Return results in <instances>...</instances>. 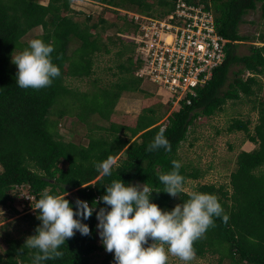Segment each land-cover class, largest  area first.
I'll use <instances>...</instances> for the list:
<instances>
[{"label": "trees", "instance_id": "16d2710c", "mask_svg": "<svg viewBox=\"0 0 264 264\" xmlns=\"http://www.w3.org/2000/svg\"><path fill=\"white\" fill-rule=\"evenodd\" d=\"M73 1L49 0L44 5L40 0H0V209L8 208L17 216L21 212L15 204L24 202L28 210L23 219L29 220L33 228L29 233L33 235L40 221L32 203L45 188L52 195L70 193L65 198L73 204L77 198L89 203L98 200L105 194L106 185L117 179L146 183L153 190L162 191L164 186L158 176L172 170V160L182 164L179 152L195 121L217 115L229 102L255 97L251 112L258 113V121L254 128L250 120L236 119L228 132H243L257 148L238 154L230 186L199 184L196 190L216 195L228 220L225 222L223 216L214 218V226L193 246L200 258L219 255L215 264H224L226 259L230 264H264V99L260 97L263 86L259 80L264 75V46L251 45L249 54L238 53L241 43L256 39L264 44V33L259 38L241 34L245 17L251 12L260 10L264 25V0H200L213 10L219 35L230 41L225 62L214 70L204 87L196 88V96H189L191 104L186 100L175 108L172 102L165 104L173 109L166 125L160 124L165 114H159L153 106H144L133 125L112 118L125 94L140 93L147 98L151 94L144 86H153L137 76L141 66L137 45L121 36L138 31L128 16L121 14L122 26L116 34L121 45L117 54L121 60L117 65L119 72L113 73L116 80L99 84V79H94L95 65L97 55L109 54V45L116 44L112 39L109 44L103 39L110 25L105 17L108 11L168 15L175 11L179 0H86L95 9L79 12L85 15V21L79 20L78 13L72 10ZM184 1L191 5L198 3V0ZM38 29H42V34L35 39L54 46L52 62L59 66L61 75L49 87L22 89L16 84L17 67L11 56L27 48L29 43L24 39ZM75 44L79 47L71 54ZM234 67L238 69L233 71L232 78ZM248 73L251 76L247 78ZM68 78L91 80L92 92H75L69 87ZM56 107L59 119L76 116L89 130L88 145L68 142L60 135L58 120L50 118ZM96 114L109 127H92L90 120ZM161 127L166 129L171 151L163 148L147 151ZM109 157L118 158L112 175H101L96 166ZM180 172L185 178L184 185L190 179L204 177L192 164H182ZM23 195H28L29 200H22ZM189 196L185 191L177 197L154 192L152 201L170 210L175 206L173 202L183 203ZM103 206L101 203L98 208ZM84 222L90 227V235L77 232L61 246V257L44 264H92L96 253L103 249L97 243L96 213ZM25 240L8 235L6 249L0 252V264H31L35 250H20ZM112 259L109 256L103 264H110Z\"/></svg>", "mask_w": 264, "mask_h": 264}, {"label": "clouds", "instance_id": "9594fccd", "mask_svg": "<svg viewBox=\"0 0 264 264\" xmlns=\"http://www.w3.org/2000/svg\"><path fill=\"white\" fill-rule=\"evenodd\" d=\"M53 51L51 43L36 38L24 50L12 54L11 62L17 67V86L36 90L51 86L61 75L59 66L52 62ZM246 75L247 78L251 76L250 73ZM165 131L160 128L147 151L161 148L171 151ZM113 165L109 157L96 167L102 175L111 176ZM181 167L180 161L172 160V170L158 176L164 186L162 191L153 190L146 183L132 184L117 179L106 185L105 194L92 203L77 198L73 204L65 198L70 193L52 195L47 188L43 189L35 204L32 203L40 223L20 250H35L31 264H44L61 257V246L69 238L77 232L90 235V227L84 221L95 212L100 243L113 254L114 264H168L170 255L189 264L196 255L194 242L214 226V218L223 216L227 222L228 216L217 196L210 193L193 191L185 202L170 210L152 201L154 192L177 197L184 191ZM101 203L104 206L98 208Z\"/></svg>", "mask_w": 264, "mask_h": 264}, {"label": "rangeland", "instance_id": "374dc122", "mask_svg": "<svg viewBox=\"0 0 264 264\" xmlns=\"http://www.w3.org/2000/svg\"><path fill=\"white\" fill-rule=\"evenodd\" d=\"M42 4L47 5L49 0H40ZM99 8V7H98ZM90 3L86 0H74L72 2V10L77 12L78 19L85 21V15L79 12H91L94 10ZM100 12L102 11L101 9ZM95 22L98 21V14H95ZM110 25L108 26L106 32H104L103 39L107 40L109 44V39H112L116 44H110L109 49L111 52L109 54H99L96 57L95 65V76L94 79H99V84L105 85L116 80L113 77V73L119 72L117 65L121 63L118 58V51L120 50V43L117 41L116 34L121 28V12L110 10L105 14ZM264 33V25L261 20V12L257 10L256 12H251L245 17V23L241 26V34L250 35L255 38H259L261 34ZM42 34V29L32 31L25 39L24 42L29 43L36 36ZM118 36V35H117ZM256 41V42H254ZM260 46L263 47L264 44L259 40H253L252 42L242 43L238 47V53L240 55H247L250 53V46ZM76 44L71 47L70 53L78 48ZM238 67H234L230 77L233 78V71H237ZM247 77V75H246ZM259 80L263 86L261 92V98L264 99V75L259 76ZM91 80L87 79H72L68 78L67 83L71 89L75 92L88 91L92 92ZM103 87V86H101ZM151 96L144 97L143 94H125L119 101L116 109L115 115L112 116L113 119L117 121L127 122L129 124L134 123L136 115L140 114L144 106H153L157 109L158 113L161 115L165 114V118L160 124L166 125L167 118L173 111L172 107L166 106L168 102V95L166 92L160 93V91L155 86H144ZM255 97L248 98L246 101L243 99L238 103L229 102L224 110L211 118L202 117L195 121L194 125L190 127L188 140L183 143L180 149V157L182 164L188 165L192 164L194 167L199 168L204 174V177L199 180H188L186 185H184V191L191 194L193 191L197 190L199 184H216V185H229L230 186V175L236 169L237 156L242 151H253L257 148V145L251 143L243 132L229 133L228 128L232 122L236 119L240 120H250L252 122L251 128L257 124L258 113L251 112L252 102H254ZM160 101V102H159ZM161 103V104H160ZM163 103V104H162ZM56 110L52 111L50 116L52 121L58 120V129L60 135L68 142H74L78 144L88 145L89 140L87 135L89 130L79 123L76 116H64L59 119L58 107ZM174 108V107H173ZM93 126L99 125L103 127H109V123L101 121L99 115H94L90 120ZM118 158L113 159L114 164L117 163ZM102 175V174H101ZM230 188V187H229ZM75 192V191H74ZM72 194L71 197L74 196ZM25 202L29 200L28 195H23ZM16 203L20 214L15 216L10 209L2 208L0 209V252L3 253L6 249L7 243L6 239L8 235L15 238H20L25 240L28 236H31L33 228L30 227L29 220H24V214L28 209H25L26 204ZM175 205L177 202H173ZM33 210L31 209V212ZM98 237V245L102 246L100 243V237ZM103 247V246H102ZM112 253H108L105 248L99 250L96 256L92 259V264H103V262ZM219 255L216 256H206L205 258H200L195 255L189 264H215L219 261ZM110 264H114V257L109 260ZM168 264H184L178 257L169 256ZM224 264H230V260L226 259Z\"/></svg>", "mask_w": 264, "mask_h": 264}, {"label": "built area", "instance_id": "2783aa9c", "mask_svg": "<svg viewBox=\"0 0 264 264\" xmlns=\"http://www.w3.org/2000/svg\"><path fill=\"white\" fill-rule=\"evenodd\" d=\"M176 6L168 15L121 10L138 27L134 35L121 34L137 45V76L166 92L174 108L185 100L191 104L189 96L212 79L225 62L228 43L218 33L213 10L200 0L193 5L179 0Z\"/></svg>", "mask_w": 264, "mask_h": 264}, {"label": "crops", "instance_id": "0c3cea01", "mask_svg": "<svg viewBox=\"0 0 264 264\" xmlns=\"http://www.w3.org/2000/svg\"><path fill=\"white\" fill-rule=\"evenodd\" d=\"M242 44V43H241ZM240 47V46H239Z\"/></svg>", "mask_w": 264, "mask_h": 264}]
</instances>
